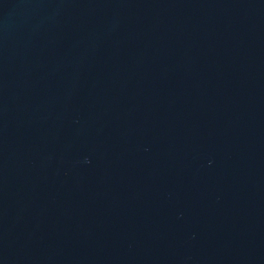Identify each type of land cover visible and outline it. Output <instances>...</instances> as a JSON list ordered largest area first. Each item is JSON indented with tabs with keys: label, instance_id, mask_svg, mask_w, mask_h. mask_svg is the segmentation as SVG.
Segmentation results:
<instances>
[{
	"label": "water",
	"instance_id": "95a60500",
	"mask_svg": "<svg viewBox=\"0 0 264 264\" xmlns=\"http://www.w3.org/2000/svg\"><path fill=\"white\" fill-rule=\"evenodd\" d=\"M0 264H264V0H0Z\"/></svg>",
	"mask_w": 264,
	"mask_h": 264
}]
</instances>
